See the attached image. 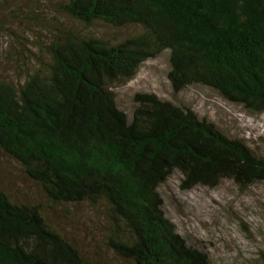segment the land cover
<instances>
[{
  "label": "trees",
  "instance_id": "obj_1",
  "mask_svg": "<svg viewBox=\"0 0 264 264\" xmlns=\"http://www.w3.org/2000/svg\"><path fill=\"white\" fill-rule=\"evenodd\" d=\"M30 2L41 55L18 80L0 75V152L52 205L99 206L103 222L83 250L0 189V264H209L165 217L159 186L178 172L182 191L249 187L264 181V157L151 93L133 96L128 117L111 88L168 51L174 93L199 85L264 112V0ZM66 21L136 31L104 39Z\"/></svg>",
  "mask_w": 264,
  "mask_h": 264
},
{
  "label": "rangeland",
  "instance_id": "obj_2",
  "mask_svg": "<svg viewBox=\"0 0 264 264\" xmlns=\"http://www.w3.org/2000/svg\"><path fill=\"white\" fill-rule=\"evenodd\" d=\"M32 12L30 0H0V24L4 25L0 28V75L10 74L14 79L15 69L20 72L15 73L18 80L27 64H35L32 54L41 55L39 40L44 37L38 33H42L43 25L24 20ZM37 14L41 23L50 19L38 11ZM66 23L104 39L136 31L134 27L117 30L102 25L84 30L75 22ZM168 71V51L144 62L132 80L111 88L117 107L130 117L135 94H154L160 100L191 109L199 119L212 122L225 136L244 141L255 154L264 157V112H248L199 85L174 93L167 79ZM180 182V173L174 172L158 192L165 217L187 245L206 253L209 264H263L264 181L240 187L225 180L212 188L196 186L188 191L180 189ZM0 189L19 203L41 206L45 218L73 238L77 247L86 250L90 240H97L103 222L101 207L52 205L39 187L26 178L21 167L1 152Z\"/></svg>",
  "mask_w": 264,
  "mask_h": 264
}]
</instances>
